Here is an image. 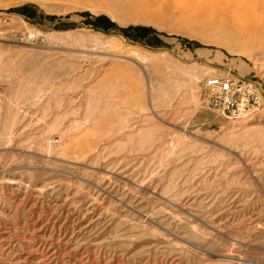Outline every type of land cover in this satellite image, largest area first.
<instances>
[{
  "label": "rangeland",
  "instance_id": "rangeland-1",
  "mask_svg": "<svg viewBox=\"0 0 264 264\" xmlns=\"http://www.w3.org/2000/svg\"><path fill=\"white\" fill-rule=\"evenodd\" d=\"M0 264H264V0H0Z\"/></svg>",
  "mask_w": 264,
  "mask_h": 264
},
{
  "label": "water",
  "instance_id": "water-1",
  "mask_svg": "<svg viewBox=\"0 0 264 264\" xmlns=\"http://www.w3.org/2000/svg\"><path fill=\"white\" fill-rule=\"evenodd\" d=\"M15 10L19 13H26L30 16L32 15L31 12H25V10H23L21 7H18ZM87 23L95 27H100L101 29H107L112 26V22L101 15L95 16L92 20L87 21ZM139 30L141 32L140 35H144L147 31L145 28H139Z\"/></svg>",
  "mask_w": 264,
  "mask_h": 264
},
{
  "label": "built area",
  "instance_id": "built-area-1",
  "mask_svg": "<svg viewBox=\"0 0 264 264\" xmlns=\"http://www.w3.org/2000/svg\"><path fill=\"white\" fill-rule=\"evenodd\" d=\"M208 85L213 87L217 86L220 91H224V92L227 91L228 89L230 90L232 88V85L235 87V85L229 79L218 80L217 78L209 79Z\"/></svg>",
  "mask_w": 264,
  "mask_h": 264
},
{
  "label": "bare ground",
  "instance_id": "bare-ground-1",
  "mask_svg": "<svg viewBox=\"0 0 264 264\" xmlns=\"http://www.w3.org/2000/svg\"><path fill=\"white\" fill-rule=\"evenodd\" d=\"M253 13V12H252Z\"/></svg>",
  "mask_w": 264,
  "mask_h": 264
}]
</instances>
